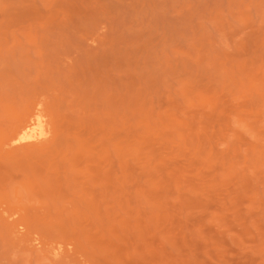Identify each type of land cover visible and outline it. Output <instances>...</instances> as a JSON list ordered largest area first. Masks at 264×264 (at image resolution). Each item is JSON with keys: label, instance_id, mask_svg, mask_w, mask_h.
Listing matches in <instances>:
<instances>
[{"label": "rangeland", "instance_id": "374dc122", "mask_svg": "<svg viewBox=\"0 0 264 264\" xmlns=\"http://www.w3.org/2000/svg\"><path fill=\"white\" fill-rule=\"evenodd\" d=\"M3 209L0 264H264V0H0Z\"/></svg>", "mask_w": 264, "mask_h": 264}, {"label": "bare ground", "instance_id": "6f19581e", "mask_svg": "<svg viewBox=\"0 0 264 264\" xmlns=\"http://www.w3.org/2000/svg\"><path fill=\"white\" fill-rule=\"evenodd\" d=\"M24 107L25 109L23 113H20L21 115L18 119L15 131L23 132L19 140L28 139L29 142L18 147L19 149L16 150L18 153L10 155V157H16L18 159L27 158L38 153L49 152L53 149L51 147L57 139L54 119L41 99H33ZM8 108L12 109V107ZM22 110L21 108V111ZM5 211V209L0 211V218L6 220L5 218L10 217L12 219L11 224H13L15 222L13 217L17 215L16 211L11 214H6ZM36 240L40 248L46 249L51 246L49 242L43 241L42 238H36ZM54 249V255H57L59 253V247Z\"/></svg>", "mask_w": 264, "mask_h": 264}]
</instances>
